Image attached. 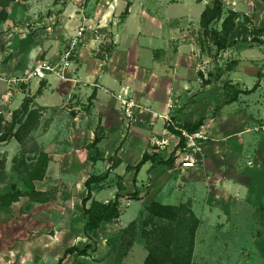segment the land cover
Here are the masks:
<instances>
[{"label":"rangeland","instance_id":"374dc122","mask_svg":"<svg viewBox=\"0 0 264 264\" xmlns=\"http://www.w3.org/2000/svg\"><path fill=\"white\" fill-rule=\"evenodd\" d=\"M122 1L123 7H190L191 15H195L199 7H212L214 3V0ZM117 4V0H0L1 77L17 76L34 66H12L11 58H7L32 40L38 43L58 37L66 50L70 43L65 40L66 35L71 30L76 31L79 25L76 16L66 14L68 9L116 7ZM223 5L224 18L228 11L234 10L240 13L242 20L248 18L250 31L264 30V0H224ZM77 9L75 13L81 15L83 11ZM131 26L129 29L133 28ZM213 27L221 29V23ZM99 31L92 33V37L96 39L104 35L106 39L91 50V55L103 60L111 56L115 46L110 33ZM187 32L190 35L185 37L187 43L192 44L207 61L205 66L209 82L205 85L210 89L206 97L211 96L213 102L211 107L204 108V119L208 121L224 114L234 116L238 126L243 124L248 128L263 129L264 31L262 35L254 36L256 38L240 41L236 47L221 52L213 46L200 21L195 18ZM87 41L86 38L85 44ZM202 41L205 42L203 48L200 46ZM63 52L53 53L54 63L60 61ZM50 80H54L53 87L56 78ZM256 85L259 86L254 92H247ZM5 86L7 84L0 81V91H7ZM68 89L70 87L64 84L52 90L46 99L60 98L58 101H47V107L40 106L36 101L40 95L37 94L34 99L27 97L31 99L29 109L38 114L36 126L22 134L23 144L13 138L0 144V197L8 193H22L10 203L0 200V264H58L67 250L73 247L85 250L88 246L91 248L86 256L69 255L63 264H144L149 254L145 233L169 227L176 230L172 247L187 249L182 233L188 228L166 220H149L148 209L153 201L177 208L184 206L187 209L182 214L188 215V210L200 221L193 264H264V151L254 163L260 169L259 176L255 178L243 171L254 157L252 151L241 160L237 155L234 158L225 155L223 162L239 173L231 172L232 177L226 175L220 182L207 175L205 170L202 171L204 176L197 177L168 169L188 185L184 190L185 197L175 188L172 191L176 180L161 177L158 173L155 174L154 187L150 180L142 186L141 193H145L147 198L132 199V194L127 195L126 188H123V178L118 176L95 184L92 186L93 200L100 203L114 201L118 193H111L113 186L116 191L121 188L122 214L115 222L104 223L96 232H85L82 207V200L87 196L85 183L100 173L107 175V165L102 170L88 169L91 166L89 162H97L105 156L98 148L102 131L89 122L90 117L89 121H79V128L76 129L74 117L63 106ZM76 91L81 114L91 116L94 105L91 92L88 89L84 91L80 85ZM2 95L6 97V94ZM16 111L7 107L1 110L0 123L3 127L10 125ZM262 131L244 132V137L249 138V143H264ZM234 146L240 149L241 143L237 142ZM44 155L48 157V171L42 180L34 181L31 174L43 168ZM107 160L109 163L116 162V156L103 159L104 162ZM136 160L133 154L130 162ZM145 176L147 174L144 180ZM131 185L133 182L128 181L129 190ZM141 193L137 192L138 195ZM90 205L91 202L88 203Z\"/></svg>","mask_w":264,"mask_h":264},{"label":"crops","instance_id":"0c3cea01","mask_svg":"<svg viewBox=\"0 0 264 264\" xmlns=\"http://www.w3.org/2000/svg\"><path fill=\"white\" fill-rule=\"evenodd\" d=\"M121 1L117 0L116 7L76 8L77 11H83L81 15L75 13L76 9L66 11L67 15L70 14V16L78 18L76 20L79 25H77L76 31L75 29L71 30L72 32L70 31L66 35L65 40L69 42L76 36L79 27L83 25L82 18L85 17L86 24L97 29V32L100 29V33H110L115 46L110 57L103 60L92 57L91 50L104 42L106 37L101 35L95 39L92 37V32L89 31L86 35L87 44L78 51L72 69L67 73V80L56 78L57 82L53 87L51 84L54 83V80H50L52 77L42 81L34 80L29 85L19 87L7 85L5 86L7 91H0V112L4 111L5 107L12 111L18 110L24 99L35 98L41 85L45 86L38 94L40 96L36 101L40 106L47 107V101H58L60 98L46 99L52 90H55L59 85L69 86L70 89H68L66 102L63 103V106L69 104V107L73 109L70 114L74 117L76 129L79 128L77 124L79 121L84 119L89 121L90 117L89 122L96 124L95 126L100 127L102 131V140L98 148L101 153L105 154L102 156L103 159H107L108 156H116V162L112 163H109L108 160L104 162L103 159L89 162L91 166L88 169L102 170L106 164L107 175L103 182L110 181L116 176L123 178V188H126L127 195L141 193L142 186L149 180L154 187L156 173L161 174V177L168 176L171 180H176L172 191L175 188L183 197L187 195L184 190L188 185H185L186 183L180 177L171 174L172 171L168 172V169H176L174 163L165 164L173 155L172 152L177 141L175 133L171 130L173 126H168L158 118L165 114L171 115L176 126L201 122L200 129L206 130L210 137L205 146L203 166L185 173L180 171L182 174L204 176L202 171L205 170L207 175H212L220 182L225 178L224 176H231V172L239 173L223 162L225 155L230 158L237 155L241 160L244 155L247 156L252 151L254 157L247 162L248 165L243 171H247L252 178L258 177L260 169L254 163L263 153L264 143L247 142L249 138L244 137V132L249 134L263 131H256L243 124L238 126L234 116L227 117L222 114L212 120L204 119V108L211 107V102H213L211 96L206 97V93L210 89V86L205 85L209 82V74L205 66L207 61L192 44L187 43L188 40L185 37L190 36L187 30L191 27L193 18L199 22L206 7H199L197 13L191 15L190 7H135L136 5L123 7L124 2ZM130 26L133 28L129 29ZM57 38L54 39L55 41L44 39L38 43L32 40L21 49L17 48L18 51H13L14 53L7 57L12 59H10V65L31 66L43 59L55 62L54 58L52 59L53 53L64 51L62 40ZM67 41L65 42L67 43ZM53 48L54 52L52 53ZM78 85L84 91L88 89V92L92 94L94 105L91 116L87 117L81 114V107L77 105L76 89ZM8 87H10V91ZM123 90H129L138 103L146 109L140 115V119L131 126L127 125L115 98V94ZM2 94H6V97H2ZM162 140L169 141V145L165 149L156 145V141ZM237 142L241 143L240 149H236L234 146ZM242 145L246 146L245 149ZM146 153L150 156L158 155L160 159L157 162H147L136 173L134 167L142 161ZM133 154L136 156V162H130ZM160 160L162 162H159ZM250 163L253 164L252 167H250ZM145 174H147L145 176L147 178L144 180ZM96 176L103 175L100 173ZM128 181L133 182L131 190L127 186ZM194 184H191V187ZM225 186L229 188L230 185ZM111 193L123 196L121 190L116 191L114 186ZM142 196H145V193L137 194L138 198ZM145 197L147 198V196ZM108 202L110 201L105 203Z\"/></svg>","mask_w":264,"mask_h":264},{"label":"trees","instance_id":"16d2710c","mask_svg":"<svg viewBox=\"0 0 264 264\" xmlns=\"http://www.w3.org/2000/svg\"><path fill=\"white\" fill-rule=\"evenodd\" d=\"M66 0H56V2H64ZM223 2L224 0H214L212 7H207L201 15L200 26L204 30L205 35L210 38V42L213 44L216 49L221 52L225 51L228 48L236 47L240 41L247 42L249 38H252L256 35H262L263 29L250 31L248 27V18L244 17V20L241 19L240 13L234 10L228 11L227 16L224 18L223 14ZM221 23V29L214 28V24ZM256 38V37H254ZM205 42H201L200 46L203 48ZM45 85H41L38 91V94L41 93L42 88ZM259 85H256L248 93L254 92ZM31 99L28 98L24 101L21 108L13 113V119L8 127H3L0 123V144L8 142L10 139H15L19 144H23L24 139L22 134L27 131H32L37 124L38 114L36 111H31L29 109V103ZM202 123L198 124H189L186 123L182 127L188 131L199 130ZM173 132L176 131L171 128ZM45 163L41 170L36 169L34 173L31 174V179L34 181H40L44 178L47 170V155H44ZM158 155L150 156L149 154H144L142 161L134 167L136 173H138L144 164L149 161L157 162L159 160ZM159 162H162L161 160ZM174 163V154L165 164ZM106 179V175L103 176H92L86 183L85 187L87 189V196L82 200L83 213L85 216V232H96L98 231L104 223H112L118 220L121 216L120 209V199L121 195L117 194L114 201L108 203H100L93 200V191L92 186L95 184H100ZM121 190V188H120ZM22 193H8L7 195L0 197L2 202L10 203L16 200ZM132 199L137 198V194L134 193L131 195ZM91 202V205L88 206V203ZM187 208L181 206L179 208L174 206H166L160 203L153 202L148 209L150 214L149 220L155 222V220H166L170 223H175L178 226L187 230H183L182 241L187 243V249L184 247L173 248V240L175 237L176 230L172 227L163 228V229H153L147 231L145 234L147 238V245L149 254L145 260L144 264H193V254H194V245L197 230L200 226V221L196 218L195 214L188 211V215L182 214ZM187 225L189 227H187ZM132 225V227H134ZM91 247L88 246L85 250H80L77 247H73L67 250L64 256L59 260L58 264H63L64 260L69 255H80L86 256L88 250Z\"/></svg>","mask_w":264,"mask_h":264},{"label":"built area","instance_id":"2783aa9c","mask_svg":"<svg viewBox=\"0 0 264 264\" xmlns=\"http://www.w3.org/2000/svg\"><path fill=\"white\" fill-rule=\"evenodd\" d=\"M82 21L83 25L79 27L76 36L70 40L69 46L61 55L59 62L54 63L48 60H39L33 67L20 75L3 78L0 75V81L6 83L10 87H19L28 85L34 80L42 81L50 77L67 80V73L72 69L78 51L85 46L87 33L89 31L92 33L97 32V29H93L86 24L85 17L82 18ZM115 98L120 105V110L128 126L137 122L142 112L146 110L138 103L137 99L129 90H123L115 94ZM64 108L69 113L73 111V109L69 107V104H66ZM158 118L162 119L168 126H173V129L176 131L175 136L177 141L172 152L174 154L175 168L185 173L188 170L203 166L205 162V146L210 140L208 132L203 129L188 131L182 126H176L170 114L160 115ZM255 130L260 131V129ZM261 130H264V128ZM156 145L165 149L169 145V141H156Z\"/></svg>","mask_w":264,"mask_h":264}]
</instances>
